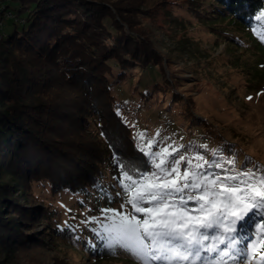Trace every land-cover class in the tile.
Segmentation results:
<instances>
[{
	"label": "trees",
	"instance_id": "obj_1",
	"mask_svg": "<svg viewBox=\"0 0 264 264\" xmlns=\"http://www.w3.org/2000/svg\"><path fill=\"white\" fill-rule=\"evenodd\" d=\"M5 1L0 3L7 12ZM20 1L15 17L21 23H12L0 34V255L32 243L21 231L34 224L47 232L41 238L55 242L74 237L96 259H134L123 250L105 248L80 214L88 205L112 209L122 199L117 195L121 189L114 158L151 170L122 119L124 108L112 85L137 69L151 81L138 92L140 100L146 99L150 87L160 88L155 79L168 84L162 71L159 77L152 70L159 58L135 29L133 0ZM208 8L211 28L229 36L240 34L250 44L255 59L248 80L256 89L263 88L264 22L255 17L264 10V0H209ZM190 11L199 12L194 6ZM230 145L222 148L226 157L221 159L243 154L253 167L264 166ZM33 184L42 190L34 193ZM66 191L81 196V201L64 219L55 203ZM41 195L55 203H45ZM253 220L264 222L258 216ZM246 233L244 245L254 238L252 223Z\"/></svg>",
	"mask_w": 264,
	"mask_h": 264
},
{
	"label": "rangeland",
	"instance_id": "obj_2",
	"mask_svg": "<svg viewBox=\"0 0 264 264\" xmlns=\"http://www.w3.org/2000/svg\"><path fill=\"white\" fill-rule=\"evenodd\" d=\"M133 2L135 29L159 58V65L152 70L157 73L162 71V76L168 82L166 85L162 84L161 78L155 79L159 81L160 88L150 87V95L140 100V89L151 84L146 73L141 75L139 70L134 69L123 74L121 81L113 80L112 92L123 105L122 119L130 128L137 145V134L144 132L146 140L155 137L159 146H183L179 154H201L205 159L212 160L213 150H219L220 158H224L222 148L233 144V147L247 152L248 158L253 156L264 164V87L256 89L248 80L249 68L255 59L250 44L240 34L239 37L229 36L209 26L208 23L213 21L208 14L209 0ZM20 4V0L5 1L7 12L13 13L11 15L0 3V34L10 30L12 23H21L22 20L15 17ZM190 6L199 12L190 11ZM157 132L159 136H156ZM201 144L206 145L207 149L200 148ZM189 145L194 146L195 150H187ZM242 155L235 156V168L245 169L246 165H249L248 169L254 168L253 162L246 164ZM260 168L264 169V166ZM40 190L41 187L33 184L34 193ZM41 197L35 199L38 204ZM42 199L48 204L55 203L49 196ZM57 199L55 206L63 211L62 218L66 219V211L76 206L81 196L66 191L59 194ZM122 203L123 199L112 209L121 211ZM102 209L93 210L88 205L80 215L87 220L93 217L102 219ZM18 216L15 214V217ZM91 224L93 229L99 227L98 223ZM43 233L47 232L42 226L28 225L21 234L34 241L24 243L8 256L0 255V262L136 264L128 256L96 259L89 256L82 244L74 241V237L64 236L51 242L47 236L41 238Z\"/></svg>",
	"mask_w": 264,
	"mask_h": 264
},
{
	"label": "snow or ice",
	"instance_id": "obj_3",
	"mask_svg": "<svg viewBox=\"0 0 264 264\" xmlns=\"http://www.w3.org/2000/svg\"><path fill=\"white\" fill-rule=\"evenodd\" d=\"M255 19L264 22V10ZM136 139L151 170L114 158L122 210L102 209V219L82 221L99 224L94 231L105 248L125 251L136 264H264V222L253 220L264 221V169H236L219 150L212 160L179 154L183 146H159L144 132ZM249 223L254 238L244 245Z\"/></svg>",
	"mask_w": 264,
	"mask_h": 264
}]
</instances>
